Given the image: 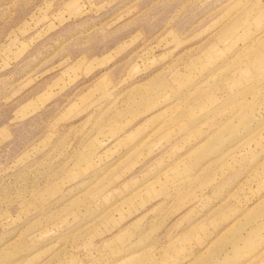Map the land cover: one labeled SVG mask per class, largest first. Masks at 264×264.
<instances>
[{
  "label": "rangeland",
  "instance_id": "rangeland-1",
  "mask_svg": "<svg viewBox=\"0 0 264 264\" xmlns=\"http://www.w3.org/2000/svg\"><path fill=\"white\" fill-rule=\"evenodd\" d=\"M223 204L264 264V0H0V264H190Z\"/></svg>",
  "mask_w": 264,
  "mask_h": 264
},
{
  "label": "crops",
  "instance_id": "crops-1",
  "mask_svg": "<svg viewBox=\"0 0 264 264\" xmlns=\"http://www.w3.org/2000/svg\"><path fill=\"white\" fill-rule=\"evenodd\" d=\"M225 200V199H224ZM224 205V204H223ZM258 205V204H257ZM225 206V205H224ZM223 206L222 210L218 213H216L214 216H211V218H208L205 221L198 222L195 224L190 230L191 232H177L173 238L175 239H184L187 236H194L196 232L204 231V232H213L216 235L214 238L208 243V246L206 245L202 250H199L198 252L191 253V263L190 264H232V262H245L248 263V234H247V228H244L247 226V214L245 211L240 212L241 215H244V219L246 220L245 223L239 222L235 225L232 224L233 222H236V220H233L228 227H224L221 230H217L222 222H220L222 219H224V222L226 221V218H229L231 215V212L229 210L233 209L234 207L232 205H226ZM247 209V207L245 208ZM240 210V209H239ZM225 212H227L225 214ZM235 213V212H234ZM239 214V216H240ZM217 218L216 222H213V219ZM201 223H204L206 225L205 229H198L197 226ZM237 226V228H236ZM246 230V231H245ZM231 232H238L239 234H234ZM248 232H259L258 229H251ZM236 235V236H235ZM243 241V242H242ZM244 243L245 249L243 252H239L240 258L233 257V247L239 248L240 243ZM264 251V247L262 248ZM261 249V250H262ZM243 258V260H242Z\"/></svg>",
  "mask_w": 264,
  "mask_h": 264
}]
</instances>
